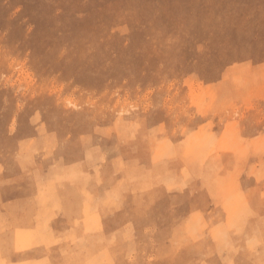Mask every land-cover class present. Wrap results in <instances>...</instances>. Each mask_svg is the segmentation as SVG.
I'll list each match as a JSON object with an SVG mask.
<instances>
[{
	"label": "rangeland",
	"instance_id": "obj_1",
	"mask_svg": "<svg viewBox=\"0 0 264 264\" xmlns=\"http://www.w3.org/2000/svg\"><path fill=\"white\" fill-rule=\"evenodd\" d=\"M1 189L61 264H264V0H0Z\"/></svg>",
	"mask_w": 264,
	"mask_h": 264
},
{
	"label": "crops",
	"instance_id": "obj_2",
	"mask_svg": "<svg viewBox=\"0 0 264 264\" xmlns=\"http://www.w3.org/2000/svg\"><path fill=\"white\" fill-rule=\"evenodd\" d=\"M38 192L28 191H2L0 190V264H61L60 261L50 258L49 248L52 245L47 239L52 235L49 232V227L55 236V231L59 235L63 231H70L76 229L72 227L76 216L72 211L71 206H66L64 211H61V216L67 219L68 226L56 228L55 221L48 224L44 218L40 219L39 216L44 214H50L49 207H39ZM251 200V201H250ZM248 202L247 212L251 217L258 215V217L264 215V210L260 205L253 204L252 199ZM67 202V201H66ZM255 219H249L245 227V234L251 233L248 236L241 247L244 249L243 254L248 255L252 253V246L258 242L259 255L263 257L262 263H264V233L259 231L260 226ZM56 229V230H55ZM38 232L46 231V239L36 237L35 239L24 240L21 235L24 232ZM115 231L114 230H111ZM253 233H256L252 235ZM57 234V235H58ZM48 244V245H47ZM102 249V246H97L96 249ZM53 255V254H52Z\"/></svg>",
	"mask_w": 264,
	"mask_h": 264
},
{
	"label": "bare ground",
	"instance_id": "obj_3",
	"mask_svg": "<svg viewBox=\"0 0 264 264\" xmlns=\"http://www.w3.org/2000/svg\"><path fill=\"white\" fill-rule=\"evenodd\" d=\"M32 159V158H31ZM165 179H166V177H165ZM135 180V179H134ZM156 186V185H155ZM224 189V188H223ZM99 227V226H98ZM48 245V244H47ZM60 253V252H59ZM26 263V262H25Z\"/></svg>",
	"mask_w": 264,
	"mask_h": 264
}]
</instances>
